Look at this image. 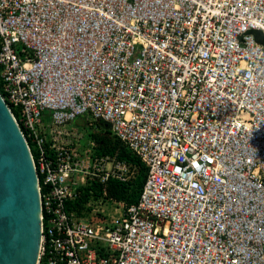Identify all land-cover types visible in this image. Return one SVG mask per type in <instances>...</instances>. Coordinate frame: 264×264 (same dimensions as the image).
<instances>
[{
	"label": "built area",
	"instance_id": "built-area-1",
	"mask_svg": "<svg viewBox=\"0 0 264 264\" xmlns=\"http://www.w3.org/2000/svg\"><path fill=\"white\" fill-rule=\"evenodd\" d=\"M254 29L264 0H0V97L35 170V264H264ZM83 114L146 175L135 202L101 196L79 217L66 204L87 180L132 174L81 143Z\"/></svg>",
	"mask_w": 264,
	"mask_h": 264
},
{
	"label": "water",
	"instance_id": "water-1",
	"mask_svg": "<svg viewBox=\"0 0 264 264\" xmlns=\"http://www.w3.org/2000/svg\"><path fill=\"white\" fill-rule=\"evenodd\" d=\"M250 32L264 46L263 33ZM39 238L35 170L26 143L0 97V264H35Z\"/></svg>",
	"mask_w": 264,
	"mask_h": 264
},
{
	"label": "trees",
	"instance_id": "trees-1",
	"mask_svg": "<svg viewBox=\"0 0 264 264\" xmlns=\"http://www.w3.org/2000/svg\"><path fill=\"white\" fill-rule=\"evenodd\" d=\"M92 141L90 150L92 154L115 155L119 160L125 162L132 170V174L124 181L108 179L101 183L95 179L87 180L80 187L79 196L66 204V208L73 210L76 216H84L88 212L86 202L90 199L114 198L125 204L135 202L146 175V166L140 158L130 151L124 144L120 143L110 134L109 128L102 123L96 122V127L87 132ZM105 192V194H103Z\"/></svg>",
	"mask_w": 264,
	"mask_h": 264
},
{
	"label": "rangeland",
	"instance_id": "rangeland-1",
	"mask_svg": "<svg viewBox=\"0 0 264 264\" xmlns=\"http://www.w3.org/2000/svg\"><path fill=\"white\" fill-rule=\"evenodd\" d=\"M89 121V123H88ZM73 123L75 124V126L77 127V129L79 130V132L82 134V137H81V143L82 144H85V145H88V140H87V132L89 130L92 129V127L95 125L94 122L91 121V118L90 116H84L83 115H78L74 120H73ZM106 210L108 211H112L113 208L110 204H108L107 206H105Z\"/></svg>",
	"mask_w": 264,
	"mask_h": 264
}]
</instances>
